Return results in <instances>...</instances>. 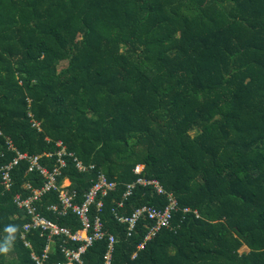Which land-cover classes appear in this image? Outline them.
Here are the masks:
<instances>
[{"label": "trees", "instance_id": "16d2710c", "mask_svg": "<svg viewBox=\"0 0 264 264\" xmlns=\"http://www.w3.org/2000/svg\"><path fill=\"white\" fill-rule=\"evenodd\" d=\"M60 142L59 184L71 180L78 203L101 172L117 182L92 213L117 237L111 264H264V0H0V169L22 154L53 171ZM31 167L13 166L10 188L0 172V244L18 228L0 264H69L65 249L83 242L24 237L33 215L17 197L46 184ZM140 177L178 200L144 248L156 221L145 215L130 234L119 217L170 199L140 183L126 195ZM34 205L83 228L52 209L58 191ZM108 250L100 239L74 264H107Z\"/></svg>", "mask_w": 264, "mask_h": 264}, {"label": "built area", "instance_id": "2783aa9c", "mask_svg": "<svg viewBox=\"0 0 264 264\" xmlns=\"http://www.w3.org/2000/svg\"><path fill=\"white\" fill-rule=\"evenodd\" d=\"M60 147H64L63 142L58 144ZM65 155H68L67 149L64 147L62 151L59 152L60 156V167H57L55 170L51 171L50 169L42 166L40 164V156H28L19 154L20 158L15 159L16 161L7 166L6 169L1 170L0 172H5V178L8 183V187H11V174L10 171L13 166L19 164L21 159H29L32 163L31 171L39 170L46 178V184L38 190H35L34 196H31L27 200H23L21 196L17 197V201L22 208H27L29 213L33 215V221L25 226L24 237L27 236L34 229H42L44 232H49L50 238L65 236L69 240L74 242H83V246L79 250H69L65 249L67 257L70 260L69 264H74L75 262H82V255L87 252V250L93 246L100 239L108 237L109 239V250L106 255L107 264L112 263L113 251L115 249V244L117 242V237L115 234L108 232L106 229L105 223L102 216L99 213H96L93 216V206L98 204L99 211H101L104 206V201L100 200L101 196L108 195L112 190H115L117 187L116 181L109 180L106 173L101 172L99 174L98 180L95 181L94 185L90 191L86 194L85 201L83 203H78V192L70 191L72 186L71 180L67 179L63 184H59V177L61 176V168L67 166V162L63 159ZM74 156L73 154H70ZM77 162V167L81 172H86L89 169H95L96 165L87 166L85 163L80 161L78 158L75 159ZM145 170V165H139L136 168V172L142 173ZM137 183L143 185H154L158 192L161 194L167 193L170 199V203L167 208L160 209L153 205H144L143 207L138 208L130 216H121L119 219L122 222L129 223V232L130 234L136 229L137 223L141 217L148 215L150 219L156 221V225L152 226L151 232L147 235L146 241L140 245V248H144L147 241L157 234V232L165 227H170L171 221L173 219V214L178 210V200L174 193L168 192L161 182L158 179H148L146 177H140L137 182L131 183L128 185V191L126 195L133 193L134 188ZM58 191L60 194L61 206L54 205L52 209L55 212H58L61 216L68 215L69 212L74 213L79 217L82 222L83 228L77 233H73L69 228H63L59 224L46 219L40 213L37 212L35 207V202L40 200L44 195L52 192ZM123 205V203H121ZM27 246L31 247L29 242H26ZM50 252V247L46 249L45 259L49 257L48 253ZM35 260L38 261V264H43L42 260L34 255Z\"/></svg>", "mask_w": 264, "mask_h": 264}, {"label": "clouds", "instance_id": "9594fccd", "mask_svg": "<svg viewBox=\"0 0 264 264\" xmlns=\"http://www.w3.org/2000/svg\"><path fill=\"white\" fill-rule=\"evenodd\" d=\"M5 230L9 233V236L5 239L3 244H0V253L6 255L11 250V243L15 239L14 234L18 232V228L16 226H9Z\"/></svg>", "mask_w": 264, "mask_h": 264}, {"label": "rangeland", "instance_id": "374dc122", "mask_svg": "<svg viewBox=\"0 0 264 264\" xmlns=\"http://www.w3.org/2000/svg\"><path fill=\"white\" fill-rule=\"evenodd\" d=\"M241 252H248V248L243 247V248L241 249Z\"/></svg>", "mask_w": 264, "mask_h": 264}]
</instances>
